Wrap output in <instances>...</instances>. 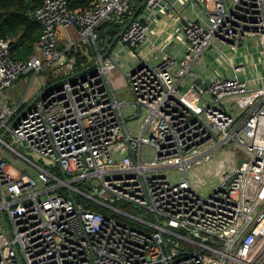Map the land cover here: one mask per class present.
<instances>
[{"label": "built area", "instance_id": "obj_1", "mask_svg": "<svg viewBox=\"0 0 264 264\" xmlns=\"http://www.w3.org/2000/svg\"><path fill=\"white\" fill-rule=\"evenodd\" d=\"M131 1L91 0L77 8L72 0H44L32 11L41 28L27 59L14 58L12 39L0 37V264H264V87L249 90L248 79L239 77L244 65L204 88L181 87L210 49L256 36L264 53V0H186L204 16L184 23L183 58L166 56L129 73L142 113L136 134L126 120L133 112L111 84L113 54L102 57L112 38L107 29L122 22ZM164 1L146 0L117 44L145 42ZM81 46L88 54L76 72L69 53ZM47 67H54L53 82L30 107L20 111L21 104L6 99L22 75L35 77ZM13 144L52 160L62 176ZM221 149L228 165L217 161L220 183L203 193L190 174ZM8 156L26 159L37 173L12 176ZM77 194L151 230L93 211Z\"/></svg>", "mask_w": 264, "mask_h": 264}, {"label": "rangeland", "instance_id": "obj_2", "mask_svg": "<svg viewBox=\"0 0 264 264\" xmlns=\"http://www.w3.org/2000/svg\"><path fill=\"white\" fill-rule=\"evenodd\" d=\"M61 42L62 43L60 44V50L62 51L65 48V43L64 41H61ZM250 46H253L251 52L255 54L254 59L258 61L259 57L261 58L262 56L259 55V53L256 50L257 45L256 44L254 45L252 43ZM241 47L239 45V48L238 46L234 48V47H230L224 44L221 47L222 48L221 51L210 49L209 52L207 53L205 52L206 54L204 53V55L206 56L203 55L198 61V65H201L200 68L198 66L199 72L207 74L208 76L212 74L213 75L225 74V76L228 77L230 75L228 70H229V67L231 66V62H230L231 58L234 59L233 62L236 64L237 62L241 64H246L245 58L236 59V57L244 53ZM170 48L171 47H168V49ZM34 49H35V42L32 45L31 53L34 52ZM115 50L117 51V52H114V60H115L116 67L113 68L109 72L111 84L113 86L117 99L123 103V105L126 107L127 110L130 109V111L133 112L132 115L126 116V120H127L129 129L132 132H134V134H136L137 132L135 131V126L138 125L139 121L142 119V113L137 112V107L134 104V101H133L134 98H133V95L128 85V79L124 75V73L128 69L133 68L136 64H138L139 60L138 59L135 60V58L132 57L131 48L128 46H122V45L117 44V46L115 47ZM81 51L82 52L87 51L86 47L81 46L77 48V53ZM73 53L76 54L75 51ZM177 60L180 61L181 59H177ZM255 60H253V62H255ZM260 61L262 60L260 59ZM248 62H250V60ZM250 71H254V72L256 71L254 66L251 67ZM258 71L264 73V68L262 64H259ZM244 74H246V71L244 72ZM54 77H55L54 67H47L39 75H36L35 77L33 73H29L25 75V77L23 76V78L20 81L15 82L11 87L7 88L5 92L10 98L16 101L20 100L24 96L25 93L28 96L27 99L32 100L33 96L40 94V92L43 89V85L44 84L46 85L47 83V79H49L50 82H53ZM240 77L242 78V76ZM61 78L62 77H59V80ZM208 84H209V80H208ZM40 89L41 91H39ZM6 140L9 143H12V140L10 139L9 136L6 137ZM13 145L16 149H18L20 152L25 154L29 159H31L33 162H35L39 166L44 167L48 170H51L55 174H59L58 165L52 160L45 158V157H40L35 152H28L22 149L17 144H13ZM148 158L151 160L153 157L149 156ZM219 159L220 161H225L226 165H228V162L226 161V152L224 149L217 150L213 153V160L211 161L213 166L212 168H210V170L206 171L204 169V171L202 172L203 173L202 175L200 172L198 177L194 178L195 180H197L198 186L201 187V189L199 188L201 192L210 193L213 191L214 187L220 183L219 178L215 174V166ZM7 160L9 164L11 165L9 172L12 176H19L24 173L27 175L29 174L31 176L32 175L34 176L37 173V168L31 163H29L26 159L21 158L20 156H15V158L8 156ZM221 164H223V162H221ZM166 170L167 169H164V171ZM168 170H170L168 172H173L174 169H168ZM178 175H179V178H181L182 176L185 177L184 172L183 173L178 172Z\"/></svg>", "mask_w": 264, "mask_h": 264}, {"label": "crops", "instance_id": "obj_3", "mask_svg": "<svg viewBox=\"0 0 264 264\" xmlns=\"http://www.w3.org/2000/svg\"><path fill=\"white\" fill-rule=\"evenodd\" d=\"M197 15H200V16L203 15L204 16V12H203L202 7H200L199 5H195V7H192L189 4V2L186 0H166V1L162 2L161 7L157 11H155L153 13V15L151 16V21H149V31H148L146 41L143 42L142 44H140L136 48H131L132 57H134L135 60H137V59L139 60L138 64H136L133 68L128 69L124 73V75L126 76V74L131 73L134 69L138 68L140 65L157 64V63L161 62L166 56H170V57L174 58L175 60L182 59L183 56L185 55V53L187 52V49L189 46L188 42L184 36L182 27L186 21L196 18ZM252 43L254 45L255 44L257 45L256 50L259 53V55L262 56L261 58L259 57L258 61H256L254 59L255 54H253L251 52L253 46H250V45ZM239 45H240V47L242 46L241 48L243 49L244 53L239 55L238 57H236V59L245 58L246 64H241L239 62H237V64H236L233 62L234 59L231 58L230 59L231 66L229 67V70H228V72L230 74L229 76L233 75V67L235 65H244L245 66L244 72L246 71V74H244V72H242L239 75V77L242 76V78L240 77L241 79H248L249 90H255L257 88L264 87V73L258 71L259 64H262L263 68H264V53H263L262 48H261L260 40L256 36H251V37L244 39ZM239 45H238V48H239ZM168 47H171V48L168 49ZM221 47H222V45H220L219 49L218 50L216 49V50L221 51L222 50ZM230 47H232V46H230ZM234 48H236V47H234ZM209 51H207V52H209ZM115 52H117V51L115 50ZM81 54L83 56L84 55L86 56V54H88V52L83 51V52H81ZM112 56L114 57V53ZM204 56H206V55H204ZM260 59L262 61H260ZM249 60H250V62H248ZM253 60H255V62H253ZM198 61L193 66L192 72L183 78V80L181 82L182 88H187L192 84H195V85L203 88L205 85L208 84V80L210 81V79L214 76L226 77L225 74H221V75H213L212 74V75L208 76L207 74L200 73L199 68L201 65H198ZM198 66H199V68H198ZM252 66H254V68L256 70L255 72L250 71ZM256 72H258V73H256ZM25 75H27V74H25ZM25 75H22L18 81H20L23 78V76L25 77ZM126 77L128 79V76H126ZM48 81H49V79H47L46 85L45 84H44L45 86L43 85V89L41 88L42 91L50 83ZM197 82H199V84H196ZM41 89L39 91H41ZM5 96H6V99L8 101H10L12 104H16V105L21 104V109H20V111H21V110H24L25 108H27V106L31 103V101L34 100L38 95L33 96L32 100H28L27 99L28 96L25 93L24 96L20 100H17V101L10 98L6 94V92H5ZM128 111L132 112V111H130V109H128ZM233 113L235 115L239 113L237 108H236V105H235ZM128 115L129 114H127V116ZM203 155L204 154H202L200 156V158ZM218 161H220V159ZM212 166H213L212 162L209 161V162H206L203 165H201L200 168L196 167L197 169H194V171L191 172L190 176H191L194 184L198 187V189L199 188L201 189V187L198 186L197 180H195L194 178L198 177L200 172L202 175L203 174L202 172L204 171V169L206 171L210 170V168H212Z\"/></svg>", "mask_w": 264, "mask_h": 264}, {"label": "trees", "instance_id": "obj_4", "mask_svg": "<svg viewBox=\"0 0 264 264\" xmlns=\"http://www.w3.org/2000/svg\"><path fill=\"white\" fill-rule=\"evenodd\" d=\"M44 0H0V37H9L12 39L10 45V51L14 58L27 59L32 52V45L37 40L40 33V25L32 18V11L37 6L41 5ZM91 0H72V7H85L88 6ZM143 0H132L129 10L124 14L122 22L113 24L118 31H120L131 14L139 7ZM143 6L138 12L137 16L144 11ZM109 23L101 26L100 31L103 33L105 27ZM70 56L75 57L76 59V72L82 71V62L85 60V57L78 52L74 54L73 52L69 53ZM59 176H62V172L58 168ZM79 188H84L82 183H77ZM61 193L65 194L64 190H60ZM78 200L83 201L85 205L93 211L100 212L104 215H110L115 217L118 220H124L136 228L141 230L147 229L144 225L131 220L125 216H122L118 213L113 212L109 208L102 206L96 202H93L80 194H77ZM113 206L127 210L133 215L142 216L146 219H152V215L140 211L137 207L126 202H115ZM148 231L151 229L148 228Z\"/></svg>", "mask_w": 264, "mask_h": 264}, {"label": "water", "instance_id": "obj_5", "mask_svg": "<svg viewBox=\"0 0 264 264\" xmlns=\"http://www.w3.org/2000/svg\"><path fill=\"white\" fill-rule=\"evenodd\" d=\"M145 2H146V0H143L141 2V4L139 5V7L131 14V16L127 20L126 24L124 25V27L120 31H118L117 28H114V27H109L107 29V32L112 36V38H111V40L109 42V45L107 46L106 50L103 52L102 57H105L107 55H112L115 52V47L117 46L118 39L122 36V34L127 29V27L130 25V23L133 21V19L136 18V16H137L138 12L140 11V9L145 5ZM141 66L142 65H140L139 67H141ZM136 69H134L131 73L135 72ZM126 76H129V74H126ZM196 84H199V82H197ZM49 87H47V88H49ZM47 88H45L43 91H41V93L34 100L31 101V103L27 106V108L30 107L33 103H35L41 96H43V94L47 91ZM13 124H14V122H12L10 124V127ZM6 133H7V131H5L1 135V139H3L5 137ZM242 162H243L242 159H238V162L237 163L240 166L242 164Z\"/></svg>", "mask_w": 264, "mask_h": 264}]
</instances>
